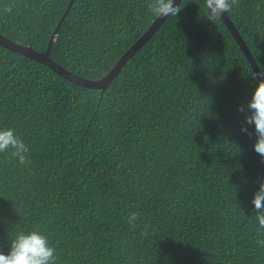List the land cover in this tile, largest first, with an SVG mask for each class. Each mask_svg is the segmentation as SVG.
<instances>
[{
	"label": "trees",
	"instance_id": "1",
	"mask_svg": "<svg viewBox=\"0 0 264 264\" xmlns=\"http://www.w3.org/2000/svg\"><path fill=\"white\" fill-rule=\"evenodd\" d=\"M69 2L0 0V34L45 51ZM148 3L75 0L51 56L102 78L157 18ZM180 4L104 93L0 45V130L31 161L0 153V252L38 230L56 264H264L251 203L264 163L245 123L255 72L205 0ZM228 14L264 71V0Z\"/></svg>",
	"mask_w": 264,
	"mask_h": 264
},
{
	"label": "clouds",
	"instance_id": "2",
	"mask_svg": "<svg viewBox=\"0 0 264 264\" xmlns=\"http://www.w3.org/2000/svg\"><path fill=\"white\" fill-rule=\"evenodd\" d=\"M239 0H205L207 9V19L213 24L222 15L237 6ZM181 5V4H180ZM174 6V0H149L148 11L158 18L177 16L181 7ZM5 12H11V6H5ZM257 86L252 94L251 100L247 103V111L250 114L245 116L247 125H254L256 142L254 151L261 157L264 163V71L255 74ZM238 111L245 112V106H241ZM249 136L247 128H241ZM10 151L11 157L16 159L20 165H29V147L15 134L13 129L0 130V153ZM254 205L256 215V244L264 247V239L259 237L264 235V182H260L258 190L251 201ZM130 227H136V221L140 219L139 212H131L125 218ZM146 234L145 232L141 233ZM11 248L7 254L0 252V264H56V248L50 245L47 236L38 230L30 232H18L10 241Z\"/></svg>",
	"mask_w": 264,
	"mask_h": 264
},
{
	"label": "water",
	"instance_id": "3",
	"mask_svg": "<svg viewBox=\"0 0 264 264\" xmlns=\"http://www.w3.org/2000/svg\"><path fill=\"white\" fill-rule=\"evenodd\" d=\"M75 0H70L69 5L61 17L60 21L58 22L56 28L54 29L51 38L48 43V47L45 51H39L36 50L31 45H25L21 42L12 40L11 38L7 37L6 35L0 34V45L11 49L15 52L21 53L35 61H38L40 63H43L50 67L52 70L57 72L59 75L64 77L65 79L80 85L85 88L89 89H98L101 90L102 93L108 88L109 84L113 81V79L120 73L124 65L127 63V61L133 57V55L148 41L151 39V37L154 36V34L157 32V30L160 28V26L164 23V21L168 17H162V18H156L150 27L143 33V35L119 58V60L116 62V64L112 67V69L105 74L100 79H89L86 77H82L62 64L58 63L53 59L51 56V48L52 45L57 37V34L62 26L63 21L65 20L66 15L70 11V8L72 7ZM182 0H174V6H178ZM222 20L228 27V29L231 31L232 35L236 39V41L239 43L242 51L246 55L248 61L250 62L255 74L259 71H262L256 57L254 56L253 52L251 51L250 47L246 43L245 39L241 35L240 31L237 29L234 21L230 17L228 13H225L222 15Z\"/></svg>",
	"mask_w": 264,
	"mask_h": 264
}]
</instances>
